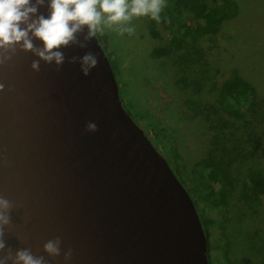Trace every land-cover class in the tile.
<instances>
[{
	"label": "water",
	"instance_id": "obj_1",
	"mask_svg": "<svg viewBox=\"0 0 264 264\" xmlns=\"http://www.w3.org/2000/svg\"><path fill=\"white\" fill-rule=\"evenodd\" d=\"M48 3L37 15L48 17ZM59 50V71L41 62L34 72L38 58L20 50L0 66V196L13 204L0 255L29 248L64 264L71 249L69 264H210L194 199L123 106L98 36ZM88 52L99 63L84 76L68 61ZM89 121L97 132L85 131ZM57 236L61 255L49 257L43 246Z\"/></svg>",
	"mask_w": 264,
	"mask_h": 264
},
{
	"label": "rangeland",
	"instance_id": "obj_2",
	"mask_svg": "<svg viewBox=\"0 0 264 264\" xmlns=\"http://www.w3.org/2000/svg\"><path fill=\"white\" fill-rule=\"evenodd\" d=\"M235 1L237 15L224 23L212 48L207 37L199 38L203 58L186 68V74L175 66L178 52L172 57L151 56L153 47L165 40L151 36L149 16L128 22L135 28L132 34H120L118 25L102 20L96 35L112 64L123 106L194 199L209 233L210 264H263L264 196L257 204H243L238 194L241 182L234 179L242 178L238 167L264 175V0ZM182 74L196 78L198 84L181 88L176 81ZM235 74L255 90L252 102H245L239 114V129L229 123L228 111L218 100L222 84ZM186 99L200 102V108H187ZM227 151L238 153L241 160L245 153L253 155L244 166L234 164L232 174L222 159H213L226 177L219 191L228 204L219 205L214 204L215 190L201 192L194 187L195 168L213 152L229 162L234 154Z\"/></svg>",
	"mask_w": 264,
	"mask_h": 264
},
{
	"label": "clouds",
	"instance_id": "obj_3",
	"mask_svg": "<svg viewBox=\"0 0 264 264\" xmlns=\"http://www.w3.org/2000/svg\"><path fill=\"white\" fill-rule=\"evenodd\" d=\"M45 5V0H0V66L10 62L17 50L30 52L38 59L33 60L31 69L39 72L41 62L54 65L59 71L65 64L66 56L62 47L75 45L80 48L87 47L88 41L95 37L97 31L102 30V20L109 26L118 25L120 34L134 33L135 28L127 26L133 17L148 16L160 22L163 2L162 0H49L47 5L49 15L38 13V8ZM106 14V20L104 16ZM84 25L88 26V33L83 42L77 38V33L83 31ZM35 40L43 42V47L34 43ZM69 63H79L84 76H88L99 61L97 55L88 52L82 58L73 56ZM5 90V84L0 82V92ZM85 131L95 133L98 125L89 121ZM13 204L8 199L0 196V253L5 250V228L11 224L10 213ZM62 240L59 236L48 240L44 244V252L49 257L61 255ZM72 250L63 253L64 264H69ZM47 264L44 256H34L31 249L23 248L14 254L12 249H7L6 255H0V264Z\"/></svg>",
	"mask_w": 264,
	"mask_h": 264
},
{
	"label": "trees",
	"instance_id": "obj_4",
	"mask_svg": "<svg viewBox=\"0 0 264 264\" xmlns=\"http://www.w3.org/2000/svg\"><path fill=\"white\" fill-rule=\"evenodd\" d=\"M162 2L163 7L160 13V22L157 23L148 15V24L151 36L165 40V44L153 47L150 54L152 57L160 58L163 56L172 57V55L178 52L175 66L179 73H184L186 68L197 65L203 58L199 38L207 37L210 43L209 48H212L217 42V36L224 23L237 15L239 10L235 0H162ZM101 43L103 45L102 41ZM184 74L176 81L181 88L188 89L190 86L198 84L196 78H191ZM254 96L255 90L253 85L238 76V74H235L233 78L227 79L222 84L221 95L218 100L224 104L225 107L222 105L223 108L229 113L224 111L229 116V123L235 124V128L238 127L239 129L241 126L239 125L241 122L238 118H240L239 114L243 110L244 103H251ZM185 105L189 109L194 108L198 110L201 103L192 99H186ZM234 150L237 151L235 146ZM227 152L231 155L234 154L232 151ZM252 155L253 153H245L244 156L246 158L241 160L238 158L240 155L237 153L234 154V158L229 162H224L225 157L213 152V154L196 163V185L194 187L201 192L213 189L217 192L218 196V199L214 200V204H228L224 198V192L219 191L226 179L224 177L225 171L213 159H222L225 167L232 174L234 164L239 162V164L244 166L245 162ZM229 165H231V168H229ZM235 168L237 169L236 166ZM238 171L241 173L242 178L237 177L238 179H233L235 181L240 180L241 182V188L238 191L240 200L243 204L249 205L259 203L264 196V175L259 171L249 168L241 170L238 167ZM228 180L230 181V179ZM205 220L207 224L211 222L210 219ZM201 223L204 227L202 219ZM204 230L209 249V233L205 228Z\"/></svg>",
	"mask_w": 264,
	"mask_h": 264
}]
</instances>
